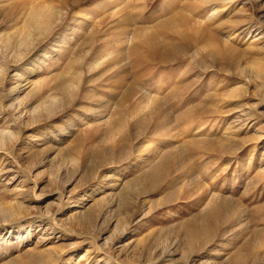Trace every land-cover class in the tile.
I'll return each mask as SVG.
<instances>
[{
    "label": "rangeland",
    "instance_id": "rangeland-1",
    "mask_svg": "<svg viewBox=\"0 0 264 264\" xmlns=\"http://www.w3.org/2000/svg\"><path fill=\"white\" fill-rule=\"evenodd\" d=\"M70 1L0 0V264H264V0Z\"/></svg>",
    "mask_w": 264,
    "mask_h": 264
},
{
    "label": "bare ground",
    "instance_id": "bare-ground-1",
    "mask_svg": "<svg viewBox=\"0 0 264 264\" xmlns=\"http://www.w3.org/2000/svg\"><path fill=\"white\" fill-rule=\"evenodd\" d=\"M80 1H83V0H71L70 2L73 4H75V3H77V2H80ZM201 1V0H200ZM216 1H218V0H203V1H201L202 2V4L205 6V5H208L211 9V15H212V17L214 16V15H218L219 13H221V12H224V11H226V9H227V7H226V5H228V2H227V0L225 1V2H223L224 4H216ZM230 1V0H229ZM232 1H234V0H231V2ZM221 3V2H220ZM230 3V2H229ZM225 7H226V9H225ZM190 8V7H189ZM198 8V7H197ZM230 8V7H229ZM192 9V8H191ZM229 10V9H228ZM200 12V11H199ZM228 12V11H227ZM184 13V12H183ZM223 15H224V13H223ZM226 15V14H225ZM41 16V13H40V11L39 12H37L36 14H35V17H33V19L34 20H36V22H37V18H39ZM177 16V15H176ZM186 16V15H185ZM194 16V15H193ZM177 17H179L176 21H175V19L173 20L172 19V21H171V27H172V29L173 30H175V31H177V33H181V31H183V29L184 30H187V29H190V30H194L193 28H191V26L192 27H194L192 24H194V23H196V19H194V17H192V18H188V17H180V15H178ZM191 17V16H190ZM173 18V17H172ZM174 18H176V17H174ZM210 18V17H209ZM224 18H225V16H224ZM33 19H31V21L33 20ZM222 19V18H221ZM33 20V21H34ZM211 20V19H210ZM32 21V23L31 22H28V23H30L29 25L31 26V27H34L35 26V24H36V22L34 21L33 22ZM168 21H170V20H168ZM213 21H214V19H213ZM198 22V21H197ZM25 23V22H24ZM222 24V23H221ZM170 25V24H169ZM26 27V26H25ZM198 27H200V29H203L202 31H200L199 30V28H197V29H195L194 31L197 33L196 34V37H198V38H201L202 36H203V34L204 35H209V36H212V33H211V31H213V30H210L209 32L207 31L208 29H206V27H202L201 28V26H198ZM218 27V26H217ZM248 28V27H247ZM181 29V30H180ZM33 30V29H32ZM37 30V28L35 27L34 28V30L33 31H36ZM217 30V29H216ZM224 30V29H223ZM245 30V29H244ZM243 30V31H244ZM184 32V31H183ZM206 32V33H205ZM28 35V34H27ZM26 35V36H27ZM179 35V34H178ZM181 35V34H180ZM195 35V34H194ZM228 35V34H227ZM25 36V37H26ZM9 37V36H8ZM13 37V36H12ZM28 37V36H27ZM10 38V37H9ZM9 38H6V39H9ZM6 42H10V40H5ZM21 41H22V39H21ZM17 43V42H16ZM19 43H21V42H19ZM26 43H28L27 42V40L24 38V40L22 41V45H25ZM10 45H11V43H10ZM185 45H186V43H185ZM16 46V45H15ZM20 46V45H19ZM180 47H182V46H180ZM183 48V47H182ZM132 49V51H131V54L132 55H134L135 56V58L137 59L136 60V62H142V60H147V61H150L152 58H157V59H159V60H161V61H163V62H167V61H173V60H175V59H177L178 57H180L179 56V54H180V48H176L175 50H173V52H171V53H173V54H171V55H167V56H165V57H161V56H157L156 54H154L153 52H151L149 49H147L146 48V50H148L147 51V53H146V55H143V57H141L140 55H138L137 54V52H136V50L134 49V48H131ZM185 49V48H184ZM5 51V50H4ZM11 51V50H10ZM18 51V50H17ZM13 55V54H12ZM15 58V57H14ZM149 58V59H148ZM141 59V60H140ZM146 61V62H147ZM156 61V60H155ZM148 63V62H147ZM150 63V62H149ZM258 70L260 69V68H257ZM263 70L261 69V71H254V75L253 76H255L254 78V80H257V79H259V81H260V79L261 80H263L264 81V71L262 72ZM27 75V74H26ZM26 77H28V76H26ZM22 80H25L26 81V78L25 79H23V78H21L20 79V81H22ZM22 83V82H21ZM27 84V83H26ZM18 86V85H17ZM25 86V85H24ZM183 86V85H182ZM28 88V87H27ZM184 89V88H183ZM182 90V89H181ZM32 92H33V90L30 88V90L25 94V97H29L31 94H32ZM177 94L176 95H178V92H176ZM24 97V98H25ZM31 98V97H30ZM29 98V99H30ZM28 99V98H27ZM17 105H18V103H16ZM15 105V104H14ZM12 108H14V107H12ZM42 111V110H41ZM34 112L35 111H33L32 113H30V115L29 116H31V122L33 123V124H35L36 123V121H38L39 119H38V116H39V114H37L36 115V117H35V114H34ZM18 113H19V111H18ZM23 114V113H22ZM157 115H158V113H156ZM155 114V115H156ZM20 115V114H19ZM33 115V116H32ZM187 115V114H186ZM11 118V117H10ZM15 118V117H14ZM18 118H20V117H18ZM30 118V117H29ZM41 119V118H40ZM40 121V120H39ZM38 123V122H37ZM18 125V124H17ZM32 125V124H31ZM19 126V125H18ZM10 128V127H9ZM24 128V127H23ZM13 130V129H12ZM18 135V134H17ZM17 135L14 133V132H12V131H7V132H0V146H3V145H5L6 144V142H11L12 141V139H16V137H17ZM12 143V142H11ZM209 143V142H208ZM169 163V160H168V158H164L163 160H162V163H160L159 164V166L156 168V169H154V170H152L151 169V171L148 173V174H146V176L148 177V179H149V184H150V186H154L157 182H159V178H160V174H161V172H162V170H163V168L167 165ZM146 178V177H145ZM147 179V178H146ZM155 187V186H154ZM220 207L221 206H214V208H211L204 216H203V219H202V221L203 222H209V221H211V220H214L215 218L216 219H218V216H219V214H220V212H221V209H220ZM6 215V214H5ZM8 216V215H7ZM6 216V217H7Z\"/></svg>",
    "mask_w": 264,
    "mask_h": 264
}]
</instances>
